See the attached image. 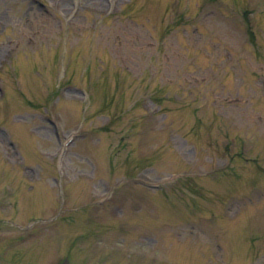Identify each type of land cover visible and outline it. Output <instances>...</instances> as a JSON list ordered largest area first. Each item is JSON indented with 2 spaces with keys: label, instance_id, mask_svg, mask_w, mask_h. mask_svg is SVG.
I'll return each instance as SVG.
<instances>
[{
  "label": "rangeland",
  "instance_id": "obj_1",
  "mask_svg": "<svg viewBox=\"0 0 264 264\" xmlns=\"http://www.w3.org/2000/svg\"><path fill=\"white\" fill-rule=\"evenodd\" d=\"M221 1L0 0V264H264V52L230 12L264 51V0Z\"/></svg>",
  "mask_w": 264,
  "mask_h": 264
},
{
  "label": "trees",
  "instance_id": "obj_2",
  "mask_svg": "<svg viewBox=\"0 0 264 264\" xmlns=\"http://www.w3.org/2000/svg\"><path fill=\"white\" fill-rule=\"evenodd\" d=\"M252 34V33H251Z\"/></svg>",
  "mask_w": 264,
  "mask_h": 264
}]
</instances>
